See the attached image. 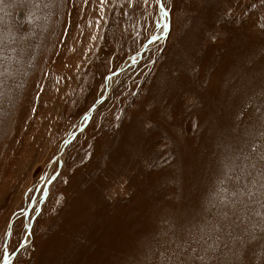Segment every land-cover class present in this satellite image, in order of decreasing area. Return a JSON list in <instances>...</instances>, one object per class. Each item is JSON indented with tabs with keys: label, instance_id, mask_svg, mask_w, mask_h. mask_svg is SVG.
<instances>
[{
	"label": "rangeland",
	"instance_id": "obj_1",
	"mask_svg": "<svg viewBox=\"0 0 264 264\" xmlns=\"http://www.w3.org/2000/svg\"><path fill=\"white\" fill-rule=\"evenodd\" d=\"M0 35V264H264V0H0Z\"/></svg>",
	"mask_w": 264,
	"mask_h": 264
},
{
	"label": "trees",
	"instance_id": "obj_2",
	"mask_svg": "<svg viewBox=\"0 0 264 264\" xmlns=\"http://www.w3.org/2000/svg\"><path fill=\"white\" fill-rule=\"evenodd\" d=\"M5 43H6V40L4 38H2V36L0 35V48L3 47ZM3 75H7V73L6 72L2 73L1 76H3ZM11 103H12V96L11 95H6L5 96V101H4L3 105H2V107L0 108V110L3 111L4 110L3 106L8 107ZM0 113H2V112H0Z\"/></svg>",
	"mask_w": 264,
	"mask_h": 264
},
{
	"label": "water",
	"instance_id": "obj_3",
	"mask_svg": "<svg viewBox=\"0 0 264 264\" xmlns=\"http://www.w3.org/2000/svg\"><path fill=\"white\" fill-rule=\"evenodd\" d=\"M91 110H92V109H91ZM69 140H70V139H68V140L65 141L64 146L68 143Z\"/></svg>",
	"mask_w": 264,
	"mask_h": 264
},
{
	"label": "snow or ice",
	"instance_id": "obj_4",
	"mask_svg": "<svg viewBox=\"0 0 264 264\" xmlns=\"http://www.w3.org/2000/svg\"><path fill=\"white\" fill-rule=\"evenodd\" d=\"M261 159H264V157H261ZM233 195H235V193ZM241 195H243V193H241Z\"/></svg>",
	"mask_w": 264,
	"mask_h": 264
},
{
	"label": "bare ground",
	"instance_id": "obj_5",
	"mask_svg": "<svg viewBox=\"0 0 264 264\" xmlns=\"http://www.w3.org/2000/svg\"><path fill=\"white\" fill-rule=\"evenodd\" d=\"M74 116V115H73ZM76 120H77V118H76ZM64 136V135H63Z\"/></svg>",
	"mask_w": 264,
	"mask_h": 264
}]
</instances>
